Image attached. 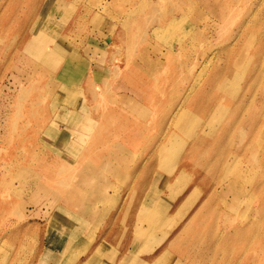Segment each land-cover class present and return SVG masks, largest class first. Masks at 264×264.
I'll list each match as a JSON object with an SVG mask.
<instances>
[{
	"label": "rangeland",
	"instance_id": "1",
	"mask_svg": "<svg viewBox=\"0 0 264 264\" xmlns=\"http://www.w3.org/2000/svg\"><path fill=\"white\" fill-rule=\"evenodd\" d=\"M0 264H264V0H0Z\"/></svg>",
	"mask_w": 264,
	"mask_h": 264
},
{
	"label": "bare ground",
	"instance_id": "2",
	"mask_svg": "<svg viewBox=\"0 0 264 264\" xmlns=\"http://www.w3.org/2000/svg\"><path fill=\"white\" fill-rule=\"evenodd\" d=\"M205 66V65H204ZM204 68V67H203ZM201 74V73H200ZM201 76H202V74H201ZM200 79V78H199ZM197 82V81H196ZM94 186V185H93ZM66 246H69V245H66ZM69 250V249H68ZM71 250V249H70ZM70 252V251H69ZM69 254V253H68ZM70 256V255H69Z\"/></svg>",
	"mask_w": 264,
	"mask_h": 264
}]
</instances>
